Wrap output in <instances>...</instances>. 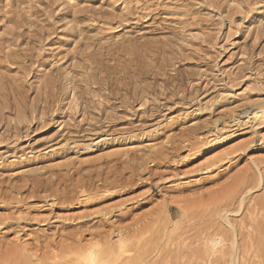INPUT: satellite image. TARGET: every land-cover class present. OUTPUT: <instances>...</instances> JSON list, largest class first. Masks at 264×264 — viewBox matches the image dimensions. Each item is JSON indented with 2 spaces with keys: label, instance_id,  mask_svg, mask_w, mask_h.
Returning a JSON list of instances; mask_svg holds the SVG:
<instances>
[{
  "label": "rangeland",
  "instance_id": "374dc122",
  "mask_svg": "<svg viewBox=\"0 0 264 264\" xmlns=\"http://www.w3.org/2000/svg\"><path fill=\"white\" fill-rule=\"evenodd\" d=\"M45 1L0 0V80L9 86L7 103L13 110L18 106L17 88L31 104L46 78L42 68L29 70L31 59L23 54L33 52L34 59L42 61L54 56L57 69L65 64L66 53H78L72 49L79 44L69 50L61 46L69 25L60 16L66 11ZM69 2L75 9L94 8L119 18L116 25L90 23V35H96L91 50L121 51L129 38L152 45L141 65L132 52L120 62L135 60L134 69L124 70L139 82L160 80L162 86L154 87L162 96L142 106L119 108L118 115L95 124L96 135L86 134L87 127L80 125L75 143L61 142L68 128H75L59 125L65 114L47 113L45 120L36 121L30 104L27 122L12 124L22 129L20 133L5 131L0 123V264H21L23 259L30 264H75L91 244L117 249L121 237L127 243L120 264H139L140 255L147 252V262L152 263L158 254L145 241L153 231L160 230L158 237L166 231L164 207L173 215L185 208L186 216L195 217L189 224L198 228L199 215L223 207L237 181L264 180V118H253L256 107L264 105V0ZM11 33L19 35L16 44L3 41ZM9 50L20 53L24 66L7 62ZM104 53L105 66L115 67ZM142 65L150 77L140 80L137 69ZM85 71L92 72H78ZM117 73L123 79V73ZM100 76L105 83V71ZM38 168H43L41 173L27 174ZM35 176L41 182L32 181ZM262 185L252 193L250 205L264 194ZM56 187L54 195L50 191ZM48 193L55 200L46 198ZM244 215L231 220L238 223ZM213 219L215 228L220 226L222 220ZM188 225L171 236L173 246L194 238Z\"/></svg>",
  "mask_w": 264,
  "mask_h": 264
},
{
  "label": "bare ground",
  "instance_id": "6f19581e",
  "mask_svg": "<svg viewBox=\"0 0 264 264\" xmlns=\"http://www.w3.org/2000/svg\"><path fill=\"white\" fill-rule=\"evenodd\" d=\"M69 1L72 0H46L45 2H47L48 6H52V7L55 6V4H58L57 7L62 6L66 11L60 16L61 20H67L66 26L69 25L68 28L65 27L66 39H64L61 42V46L64 48H68L66 50H69L70 48H72L71 45L73 43L79 44L78 48L72 49L74 52L75 50H78L79 54L74 53L73 57H69V53L67 54L65 52L66 54L63 56V58L62 57L61 58L63 60L66 59L65 60L66 62L57 69L53 68V65H55V61H56V58L54 56H52L51 58L48 57L46 61H42L39 58V56L38 57L35 56L36 58L34 59V56L32 55L33 54L32 51H31L32 52L31 55H26V54L23 55L26 58L27 56H29L28 58L31 59L30 65L27 66L29 70L30 69L33 70L34 68L36 69L37 66V69L39 68L43 69L41 71H43L44 75L46 76L43 82H41L38 85L37 91L39 92V96L36 99L33 98L31 104L29 103L30 109L32 108L34 114H36L35 120L36 121H40V120L42 121L43 119L45 120L46 115H48L47 113H55V115L56 113H59L58 114L59 116L61 114L62 115L65 114L63 118L64 120L59 122L60 123L59 125L62 126L66 124L67 126L68 125L71 126L72 124H74L75 128L74 129L68 128L69 132L67 131L66 136H64L63 139H61V142L67 140V141H72V143H75L76 138L78 137L77 135L81 131V129L80 131H78L80 125L81 127H85V126L87 127V129L85 130V132H87L86 134L89 133L96 135L98 134L97 131L99 130L98 126L95 127L96 123L98 124L100 121L102 122L103 120L106 121L108 119L109 120L112 119L114 115L119 114L118 112L119 108H123L126 110L130 107H134L137 105H141V106L142 104L145 105L150 100L153 101L158 100L162 96V94H157L158 93V92L156 93L157 89L154 86L157 84L158 87L162 85L159 84L160 80L158 78L157 79L159 81L156 82V84L154 83L153 80L152 83L139 82L138 78H134V77L132 78L130 76V73L128 72L130 70H126V69L124 70V68L128 66H131L134 69L135 62H137V64L139 63V65L143 63L145 59V57L143 59V56H145V54L149 52L148 48L152 46L150 43H147L146 45L141 43L138 44V41L136 42L133 39L131 40L129 38L128 40H124V41L122 39L123 44L121 43L122 44V46L120 47L121 51H117L118 48L117 50H113L110 47L107 48L100 47V49L98 50H91L92 48L95 47L93 42H95L94 39L96 35H90V31H91L89 29L91 27L90 23L94 21H99L107 24L113 23L116 25L120 23L119 18H117V14L115 15L109 12L98 11L94 8L86 7V8L75 9V6L71 5ZM125 9L126 7H124V10ZM9 23L11 25V22ZM9 33H6V36L7 35L9 36ZM18 37L19 35H17L16 33H11V38H7V39L3 38V41L7 44L11 41H12L11 44H13L14 42L16 44ZM92 40H94L92 42L93 45L90 43ZM106 41L104 43H107ZM96 43H98L99 46L100 44L101 45L103 44L99 41H97ZM36 49L38 50V48ZM104 51L108 53L107 56H109L111 60H114V62L117 63L115 67L105 66L106 64H104V60H105ZM110 52H112V54H110ZM131 52H132V56L135 57L137 61H135L134 59L133 60L135 62L129 60L130 63H128V65L125 64L126 66L124 64H121L120 57L124 58L123 56L125 54L131 55ZM52 53H54V50L52 51ZM20 56H21L20 53L11 50L7 51V53L5 54V58L7 62L12 65L14 64L21 65L23 63ZM142 59L143 61H141ZM84 60L90 62V65H87L88 63L86 61H85L86 63H84ZM22 65L24 66V64ZM51 66L52 69H49V67L51 68ZM138 67H140V69L139 70L137 69L138 72L137 75L140 78V80H142L141 78L142 76L150 77L149 75H147V71H149V69L146 71L143 65H142L143 68H141V66ZM89 69L92 70L91 73H88L86 71H85L86 73L78 72L79 70H89ZM104 71H105V76L107 75V79L105 80H107L108 83H106L107 81H105V83L103 82L102 80L103 77L101 79L100 74L103 73ZM118 71L123 73L122 76L123 79L120 78L121 75L118 76L117 73ZM3 82L0 80V88L1 87L2 89L4 88V90L0 89V123H2L3 127H5V131H11L12 129H15V131L20 133L22 129H19L18 125L12 127V124H15L17 120H20V122L22 123L27 122L26 110L28 108L27 106L29 105L27 100L28 95L23 91H19L17 88L15 91V96L18 101V106L15 108V110H13L11 107H9L7 103V94H8L9 86L5 87L4 85H6V83L3 85ZM261 105L262 106L256 107V109L254 108L255 109V111L253 110L254 119L261 120L264 118V105L263 104ZM19 107H24V112H21L20 111L21 108ZM17 111L18 114H16V116L18 115L17 117L18 119L11 116V114L13 115V112L16 113ZM23 116L24 119L22 118ZM77 116L78 118H83V119L77 122V118H76ZM82 124H84V126ZM150 145L151 144H148L147 147H149ZM151 148L153 147H150L149 150H151ZM42 170L38 168L27 172V174H36V173L39 174L41 173L40 171ZM48 178L50 179V177ZM53 180L55 179L53 178ZM53 180H52L53 183L51 182L52 187H54L53 184H55ZM262 180H263L262 177L261 178L258 177V178H254V181L253 180L249 181L248 177H245L237 181V184H235L233 190L228 193L227 197L225 196V200H224L225 203L223 205L224 208L219 206L216 208V211H214L213 214L210 215L202 214L201 216L199 215L200 219H197V221H199L198 225H200V227L198 228H195L191 225L192 224L191 221L195 217L186 216L185 208H181L179 214L173 215L171 208L167 206L164 207L163 218H162L164 220H163L162 230H166V231L162 232L161 237L157 236L160 230L156 233H153L155 232L153 231L151 233L152 236L148 241H145L144 238L145 234L141 236V239L143 238L142 240L145 241V246H147L152 252L154 253L156 252V254H158L157 257L158 259L152 263H148L147 262L148 252H147L144 253L143 255H140L138 263L139 264H264V194L260 196L258 199L256 198L253 204L250 205V203L252 202V198H251L252 193L258 191V189L264 183V180L263 181ZM32 181L39 183L41 182V179L35 176L32 179ZM262 186H264V184ZM57 189L58 188L56 187L54 190L50 192L54 193L55 195V192L58 191ZM46 198H51V199L53 198L55 200V196H52L49 193ZM244 211H245V215L242 217L241 221H239L238 223L232 222L231 216L233 215L237 216L240 213H243ZM213 218H215V222L218 221L217 219L222 220L221 224L220 222L217 224L220 225V226H216L217 228H215V226L212 224L214 222ZM174 220H176V222H174ZM189 222H191V224H189ZM201 222L203 224H201ZM171 225L173 226V229L169 231L168 229L169 226ZM184 225L190 226L188 228L189 229L188 232L195 231L194 238L191 239L193 236L192 237L188 236L190 238V240L188 239L189 241H187L186 239L184 240L179 239L180 242H177V244L173 246V243L171 242V238H172L171 236L173 234H176L178 230L181 229L180 226H184ZM211 228H213L212 229L213 231H211ZM184 232L187 233V231ZM120 235H122V232H120ZM183 235H180L179 237ZM126 243H127V239L121 237L119 241L120 245L117 249L113 247H108V249H104L102 247L100 248L99 247L100 245L97 246L91 244L92 246H90V248L87 251L85 249L86 253L84 254L82 253L83 255H81L80 258L78 257L75 264H120L119 261H121L122 259L121 258L122 251L124 250ZM21 264H30V262L27 259L26 260L23 259ZM121 264H126V263H121Z\"/></svg>",
  "mask_w": 264,
  "mask_h": 264
}]
</instances>
